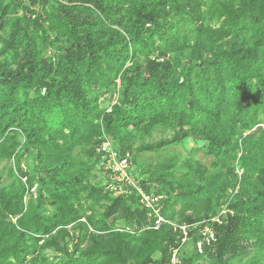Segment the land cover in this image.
<instances>
[{"label": "trees", "instance_id": "trees-1", "mask_svg": "<svg viewBox=\"0 0 264 264\" xmlns=\"http://www.w3.org/2000/svg\"><path fill=\"white\" fill-rule=\"evenodd\" d=\"M157 129L172 136L147 142ZM106 139L167 223L110 188ZM5 171L0 264H171L179 247L180 264H264V0H0Z\"/></svg>", "mask_w": 264, "mask_h": 264}, {"label": "built area", "instance_id": "built-area-1", "mask_svg": "<svg viewBox=\"0 0 264 264\" xmlns=\"http://www.w3.org/2000/svg\"><path fill=\"white\" fill-rule=\"evenodd\" d=\"M118 89L120 87V81L118 80ZM118 98H119V92L117 91L113 95L112 99V106L116 103H118ZM112 107L109 108V111L111 110ZM100 153L103 154V159L105 161L104 163V168L106 171L110 173V175L113 176L114 181L117 182V187L116 185H111V189L113 191H116V194L120 193H125L127 190L123 187L124 184L127 186L133 187L137 189L141 195H142V202L144 206L149 209L150 214L154 217L155 219V228H159L162 224L167 223L168 221L162 216L161 214V206L159 205V200L161 197L156 196L154 194H146L144 193L140 188H138V183L135 179L131 178L129 171L131 170V163L129 161V156L127 155L126 157H120V154L115 150L113 147V143L110 139H106L102 142L99 148ZM26 181V179H24ZM33 189L32 191H34ZM226 210H223L222 213L213 218V222L221 223V215L225 214ZM175 231L180 230L182 232L181 234V242L182 245L185 244L189 237H188V226L186 225H174ZM202 237L199 240V242L196 244V249L200 254L204 253V247L206 245H211L214 242H216V233L215 230L209 226H206L202 231H201ZM179 248L173 249V254H172V259H171V264H180V258H179Z\"/></svg>", "mask_w": 264, "mask_h": 264}, {"label": "rangeland", "instance_id": "rangeland-1", "mask_svg": "<svg viewBox=\"0 0 264 264\" xmlns=\"http://www.w3.org/2000/svg\"><path fill=\"white\" fill-rule=\"evenodd\" d=\"M103 106L106 105V101L103 100ZM172 136V132L170 130H161V129H157L153 136L151 138L146 139L147 142H156L162 138H170ZM197 147V144L190 140L189 144L187 146V150H191L192 148ZM187 150H183V149H178V151L181 153L182 156H187ZM147 157L151 160V161H156L159 160L160 157L155 155V154H149L147 155ZM195 158L201 160L203 163L205 164H209L210 159H208L205 155H203V153H199L197 155H194ZM130 172H133L135 174V176H131V178L135 179V177L139 176V173L136 170L131 169ZM97 177L100 179V175H97ZM103 178V176L101 177ZM7 183H9V178L7 175V171H5L3 173V175L0 177V185H6ZM186 252L188 253H194L195 252V244L194 242H189L187 245H185L182 249V253L185 254Z\"/></svg>", "mask_w": 264, "mask_h": 264}]
</instances>
